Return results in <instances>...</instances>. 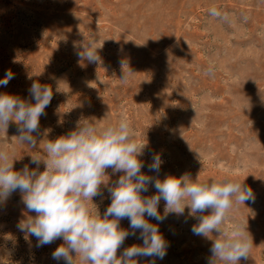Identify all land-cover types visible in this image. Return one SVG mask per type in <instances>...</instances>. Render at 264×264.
Here are the masks:
<instances>
[{
	"label": "rangeland",
	"instance_id": "rangeland-1",
	"mask_svg": "<svg viewBox=\"0 0 264 264\" xmlns=\"http://www.w3.org/2000/svg\"><path fill=\"white\" fill-rule=\"evenodd\" d=\"M213 8L221 15L212 16ZM93 39L101 61H79L76 51ZM8 70L14 79L0 93L31 100L33 81L54 93L34 133L36 148L19 142L16 123L0 130V149L14 158V170L35 168L31 155L43 156L48 140L78 121L103 128L127 118L138 142L147 143L145 174L231 178L253 190L254 202L235 208L225 227L242 223L252 238L240 264H264V0H0V79ZM153 153L163 160L158 174L147 168ZM107 173L110 184L122 175ZM102 191L93 198L101 215L111 203ZM155 193L150 184L142 195ZM158 210L163 214V200ZM188 211L159 223L169 247L156 264H208L212 241L192 233L197 220ZM25 214L35 216L19 191L0 202V264H65L51 255L62 239L37 247L18 230ZM120 226L129 229V220ZM138 236L118 255L142 244Z\"/></svg>",
	"mask_w": 264,
	"mask_h": 264
},
{
	"label": "clouds",
	"instance_id": "clouds-1",
	"mask_svg": "<svg viewBox=\"0 0 264 264\" xmlns=\"http://www.w3.org/2000/svg\"><path fill=\"white\" fill-rule=\"evenodd\" d=\"M210 14L221 15L215 8ZM101 47L94 39L88 40L75 54L79 61L99 63ZM12 79L14 73L6 71L0 86L6 87ZM121 80H127L125 73ZM56 90L60 91L59 87ZM28 92L31 100L0 93V130L6 132L9 123L14 122L19 142L36 148L40 118L46 115L54 93L51 86L39 81H33ZM146 148L147 143L135 138L127 118H121L103 128L91 121H78L74 130L48 140L43 156L31 155L30 163L36 165L32 169L25 164L21 170H14V158L7 149H0V202L19 191L26 213L35 216L25 214L17 224L18 230L26 239L35 237L37 247L62 239L51 255L65 264H139L138 257H150L148 264H156L169 247L159 223L169 214L183 216L186 208L188 216L197 220L192 233L212 241L208 264H240L242 259L247 260L253 246L247 227L237 222L226 228L225 222L239 205L254 202L253 190L231 178L209 182L200 181L198 176L193 179L189 173L163 179L150 176L141 171L145 163L140 157ZM41 163L43 171L39 170ZM162 163L161 154L153 153L148 171L158 174ZM107 169L113 175H122L110 184ZM150 184L156 193L142 195ZM102 186L111 198L103 215L93 203L94 197H103ZM161 200L163 214L158 210ZM123 219L129 220L130 230L120 226ZM137 232V239L143 243L123 248L118 255L125 240L137 236Z\"/></svg>",
	"mask_w": 264,
	"mask_h": 264
}]
</instances>
